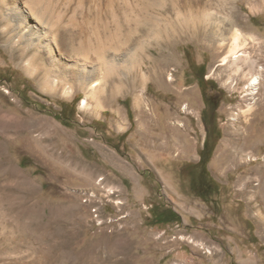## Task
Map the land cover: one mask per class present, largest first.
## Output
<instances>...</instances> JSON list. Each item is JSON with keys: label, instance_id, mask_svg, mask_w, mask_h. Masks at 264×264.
<instances>
[{"label": "rangeland", "instance_id": "rangeland-1", "mask_svg": "<svg viewBox=\"0 0 264 264\" xmlns=\"http://www.w3.org/2000/svg\"><path fill=\"white\" fill-rule=\"evenodd\" d=\"M111 2L61 0L60 8L67 17L90 16L92 37L112 32L125 40L132 31L145 46L153 41L138 24L145 16L141 0ZM237 2V26L264 39V7ZM109 8L120 15L121 27L105 32L94 19ZM209 8L227 12L217 0ZM227 25H221L225 36ZM126 44L118 75L104 77L98 95L76 86L65 94L28 75L0 34V264H264V219L256 216L257 209L264 213V187H257L264 183L258 176L264 104L247 121L245 142L235 141L232 122L246 104L245 82L228 78L222 56L205 42L179 38L163 47L158 68L144 65L148 78L137 91H125L134 74L128 59L134 44ZM260 78L257 98L264 97V71ZM85 97L90 106L82 108ZM52 152L80 161L78 171L52 160ZM201 159H208L206 170ZM82 168L91 180L77 173ZM104 184L115 192L104 196ZM255 189L254 201L249 190ZM76 199V210L50 219L52 209ZM251 201L257 209H248ZM167 208L181 219L161 222ZM116 240L126 250H115Z\"/></svg>", "mask_w": 264, "mask_h": 264}, {"label": "bare ground", "instance_id": "bare-ground-1", "mask_svg": "<svg viewBox=\"0 0 264 264\" xmlns=\"http://www.w3.org/2000/svg\"><path fill=\"white\" fill-rule=\"evenodd\" d=\"M60 1L0 0L1 38L7 48L11 50L13 59L23 65L28 75L34 78L39 77L43 88L49 91L62 90L67 94L76 86V88L90 92L92 95H98V92L102 90L100 83L102 79L109 75H118L119 71L116 70V67L124 62L126 42L131 41L134 46H132L133 50L128 48L130 50L128 59L131 60L134 74L125 91H137L148 78L144 65L150 62V68L153 66L158 68V59L163 47L179 38H194L197 41L205 42L214 49V56H222L221 61L225 62L230 69L228 78L234 76L236 84L245 82V85L241 87V92L246 91L242 97V103L246 104L239 105L240 111L235 115L232 122L235 127L232 133L233 139L245 142L244 128L248 125L247 121H251L255 116V114L253 116V111L256 108L257 111L260 110L261 105L264 104V97L257 98L258 92H255L256 87L261 83V71H264V65L262 68L259 67L260 61L264 60V39L256 37L254 34H246L237 26L240 14L236 3L239 1L217 0L223 10L227 9L225 15H218L210 11L209 8L214 0H205L204 2L201 0H141V8L145 16L141 18L142 21H138V24L141 22L143 26L141 28L146 32L145 35L154 38H152L153 41H148L147 46L143 44L145 40L133 36L132 31L125 40L120 39L117 34L112 32L105 37H92L90 34L92 31L89 30L92 18L81 11L76 16L67 17L63 9L60 8ZM108 1L109 5L113 2ZM250 3L252 8L264 7V0H250ZM157 10L162 12L155 13ZM120 18L114 9L109 8L107 14L97 15L93 19L100 22L105 32H109L113 26L121 27ZM123 20L130 27L133 26L130 24L131 19L127 15ZM132 21L134 22V20ZM226 22L231 27L227 30L228 36H225L224 32V34L221 33V25L226 24ZM214 27H218L217 30H214ZM141 28L139 27V29ZM143 49H147L148 53ZM156 49H159L158 53H154ZM154 54L156 57H153ZM120 72L128 75L125 71L120 70ZM123 85L121 83L120 85L116 84L109 91L110 95L123 88ZM142 102V97L136 96L137 105L138 103L142 104ZM80 105L82 108L90 106L88 98H83ZM159 138L161 136L157 137V140ZM236 150L242 152V148L238 149L237 146L235 147ZM48 155L52 157V160L56 158L57 161L67 162L69 168L75 165L72 171L74 173L78 171L77 164H81L80 161L75 163L73 160V164L71 161L69 163L63 153L57 155L56 152H52ZM246 157H249V160L258 159L256 154L250 155L248 153ZM260 171L258 176L264 180V165ZM77 173H83L91 180L90 173H85V168ZM103 179L104 177L100 178V180ZM257 184L258 189L262 190L264 183L263 185L262 182ZM249 185L247 186L249 187ZM103 187H107L106 184ZM115 190L109 186L102 191V194L108 196ZM249 191H252L250 195L255 201L258 196L257 189ZM252 201L248 206L249 210L257 209L255 207L257 205H253ZM77 202L79 201L76 199L71 204L59 205L54 211L52 209L49 215L50 219L67 215V211L72 213L77 209ZM115 203L123 204V201L118 199ZM79 216L82 218L84 215L80 214ZM256 216L263 220V210L257 209ZM113 247L118 251L126 250V244L122 240H116Z\"/></svg>", "mask_w": 264, "mask_h": 264}, {"label": "trees", "instance_id": "trees-1", "mask_svg": "<svg viewBox=\"0 0 264 264\" xmlns=\"http://www.w3.org/2000/svg\"><path fill=\"white\" fill-rule=\"evenodd\" d=\"M206 146H207V139L205 140L204 145H203V149H202L203 152L206 150ZM200 162H202L201 164L203 166V170H206L208 159L205 161L201 159ZM163 214H164V217L160 219L161 222H173V221H179L181 219L180 215L171 208L165 209L163 211Z\"/></svg>", "mask_w": 264, "mask_h": 264}, {"label": "flooded vegetation", "instance_id": "flooded-vegetation-1", "mask_svg": "<svg viewBox=\"0 0 264 264\" xmlns=\"http://www.w3.org/2000/svg\"><path fill=\"white\" fill-rule=\"evenodd\" d=\"M203 77H204V75H203Z\"/></svg>", "mask_w": 264, "mask_h": 264}]
</instances>
